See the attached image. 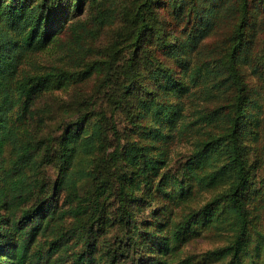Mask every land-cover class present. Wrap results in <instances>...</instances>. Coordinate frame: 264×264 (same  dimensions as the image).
<instances>
[{
	"label": "trees",
	"instance_id": "16d2710c",
	"mask_svg": "<svg viewBox=\"0 0 264 264\" xmlns=\"http://www.w3.org/2000/svg\"><path fill=\"white\" fill-rule=\"evenodd\" d=\"M108 27L94 60L90 45ZM53 48L76 65L43 62ZM241 65L264 93V0H0V264H161L212 231L229 232L226 244L178 264H264L250 213L264 207L262 106ZM93 76L92 93L49 127L41 101ZM202 95L223 99L194 108ZM213 119L220 130L171 168L154 143Z\"/></svg>",
	"mask_w": 264,
	"mask_h": 264
},
{
	"label": "rangeland",
	"instance_id": "374dc122",
	"mask_svg": "<svg viewBox=\"0 0 264 264\" xmlns=\"http://www.w3.org/2000/svg\"><path fill=\"white\" fill-rule=\"evenodd\" d=\"M230 27V21L226 19L225 21H222L218 24L217 30L214 32V34L208 39V44L212 43L215 38L224 33L228 28ZM218 32V33H216ZM113 36V30L105 28L101 31L100 34L94 39L90 45V48H92V52L90 53V58L94 60H99L103 56V49L105 52L107 44L111 41ZM66 39V37H64ZM258 48V47H257ZM65 49V48H63ZM53 48L49 49L48 52H43L41 58L44 61L52 62L56 64H61V60L65 62V65L67 68L72 69L74 65L73 59L76 56L75 53H70L69 50H59ZM242 73L245 77V79L248 81L250 87H251V93L253 96V99L256 101L257 104L264 107V93L262 91V86H259L254 76L250 73V69L247 65H241ZM96 82L95 76L84 80L82 83L75 86H69L67 88H63L61 90L53 92L52 95L44 98L41 103L42 106H46L50 109V118L48 119V126L49 127H55L59 121H61L63 118H65L71 111L70 106H72L75 102V99L78 98L77 93L82 91L84 94V97L90 95L92 93V88L94 83ZM223 98H213L211 97L206 102H204L203 95L197 98L194 102V108H200L202 106H215L217 104V101H221ZM192 102V104H193ZM185 103L187 104L185 113L187 114L188 118L186 119L187 122H190L195 118V114L193 112L195 111L194 108L191 106V101L189 99L185 100ZM261 107V113H260V119L262 120L259 127L261 128L262 135L260 137V140L256 142V146L264 145V108ZM110 110L107 109L106 113L109 114ZM117 121L118 119L121 120L119 116L116 117ZM119 120V130L121 131L123 128V124ZM222 126V123L219 119H213L210 123H199L195 127H187V130L182 134H175L173 135L172 139H167V142L163 143V139L158 140V142H155L154 145L156 147L162 148L164 151H167V162L169 163L171 168H175L179 161H183L185 156L188 155L193 147L195 140L202 139L205 137L206 133L210 132L212 134H216ZM47 131V130H45ZM253 137H250V141L252 142ZM257 153L261 155V151L258 149ZM81 165L77 166L76 164V170H86V156H80L77 159ZM264 160V158H263ZM81 168V169H80ZM213 168V167H212ZM209 168V169H212ZM207 169V170H209ZM256 172V178L259 179L264 176V163L263 165L257 167L255 169ZM80 176V175H79ZM76 177V180L78 181V191H82V189L86 186L87 180L86 178L82 177ZM223 188L222 186L215 187L213 189H209L206 191H202L198 193L195 198L190 202L188 201L187 204L184 206H190L192 208H197L201 206L204 202H206L209 198H211L216 193L220 192ZM175 212H179V208L175 210ZM250 213L251 216H253V221L255 222V225L262 229L264 231V207H254V205L250 206ZM229 232L225 231L223 233L219 232H206L203 235L192 239L185 243L181 249L173 256V257H163V261L161 264H178L182 259L186 258L187 256H191L193 254H198L205 252L207 250H213L218 247H221L226 244L228 241ZM254 261V264H262L260 258H257ZM205 264V263H202ZM206 264H219L216 262L213 263H206Z\"/></svg>",
	"mask_w": 264,
	"mask_h": 264
}]
</instances>
